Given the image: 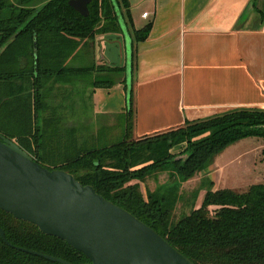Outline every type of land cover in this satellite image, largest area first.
<instances>
[{
  "label": "trees",
  "instance_id": "16d2710c",
  "mask_svg": "<svg viewBox=\"0 0 264 264\" xmlns=\"http://www.w3.org/2000/svg\"><path fill=\"white\" fill-rule=\"evenodd\" d=\"M68 2L0 0V134L15 138L37 163L64 170L81 184L91 185L194 264H264V182L235 190L217 188L206 177L192 193L194 197L204 190L201 205H193L177 219L173 215L181 182L208 171L229 145L246 137L264 138V109L236 108L137 138L131 89L120 116L119 137L106 139L97 131L92 142L78 141L76 128L65 127L58 115L40 119L46 100L44 80L72 83L83 77L90 88H110L114 80L108 72H120L124 83L126 76L124 67L67 64L78 48L91 56L98 34L121 31L113 0H91L86 16ZM260 14L264 19V3ZM150 27L151 22L136 30V40H144ZM67 94L68 98L71 92ZM50 125L58 131H49ZM51 138L57 139L54 144ZM49 144L56 145L55 152L49 151ZM178 146L174 153L172 149ZM164 171L173 181L144 195L140 183ZM0 226L11 244L0 237V264H60L17 247L74 264L89 263L84 253L65 240L44 234L36 225L1 209Z\"/></svg>",
  "mask_w": 264,
  "mask_h": 264
},
{
  "label": "crops",
  "instance_id": "0c3cea01",
  "mask_svg": "<svg viewBox=\"0 0 264 264\" xmlns=\"http://www.w3.org/2000/svg\"><path fill=\"white\" fill-rule=\"evenodd\" d=\"M117 1L114 9L127 36L122 28L98 34L91 56L78 48L67 64L124 67L126 82L120 72H108L114 80L110 88H90L83 77L62 80L65 86L55 91L48 88L61 101L68 91L81 92L66 97L72 99L69 110L59 103L64 122L81 123L87 113L111 120L124 114L128 61L137 138L236 108L264 109V0H126L128 8L125 0ZM150 22L146 38L137 41L135 31ZM89 92L85 109L83 98ZM239 147L227 154L231 161L239 156ZM225 160L218 158L216 173ZM215 170L207 175L214 185ZM237 179L240 186V175Z\"/></svg>",
  "mask_w": 264,
  "mask_h": 264
},
{
  "label": "water",
  "instance_id": "95a60500",
  "mask_svg": "<svg viewBox=\"0 0 264 264\" xmlns=\"http://www.w3.org/2000/svg\"><path fill=\"white\" fill-rule=\"evenodd\" d=\"M90 1L68 3L86 16ZM119 24L127 36L121 19ZM126 72L129 95L130 61ZM0 209L36 225L44 234L65 240L87 256L88 264H194L153 228L98 194L91 185L81 184L64 170L48 169L37 163L2 134ZM0 237L11 245L1 226ZM17 248L60 264H74L42 252Z\"/></svg>",
  "mask_w": 264,
  "mask_h": 264
},
{
  "label": "rangeland",
  "instance_id": "374dc122",
  "mask_svg": "<svg viewBox=\"0 0 264 264\" xmlns=\"http://www.w3.org/2000/svg\"><path fill=\"white\" fill-rule=\"evenodd\" d=\"M118 9V8H117ZM117 12H119L117 10ZM119 17V16H118ZM121 18V17H119ZM128 32V31H127ZM29 84V80L26 82V85ZM45 87L42 89V93L45 96V108L40 113V119H50L51 117H57L59 116V112H61L64 108L61 107L59 109V103H64V106L68 104L67 110H69L71 107V101L70 98L62 99L59 97L60 95H54V93H49V90L53 89L55 91L58 89H61L65 86L64 82L59 80H53L50 83H45ZM74 86V85H73ZM48 88H50L48 90ZM74 88V87H73ZM78 93H75V89L72 90L71 95L75 96V94L80 95V91H77ZM90 95V92L85 95L83 98L84 104L88 102V96ZM75 98V97H74ZM73 98V100H74ZM55 107V109H54ZM54 110V111H52ZM58 112V113H56ZM56 113V114H55ZM75 113V112H73ZM88 114V115H87ZM84 115V119L81 123H77L75 121H66L64 124L65 127H75L76 133L75 137L78 139V141L86 140L88 142H92L97 135V131L102 133V135L106 136L105 138H117L122 133V124L120 116H115L114 120L103 118L96 116L95 118L92 117L90 114L87 113ZM64 117V116H63ZM69 118V117H68ZM64 119V118H63ZM67 119V118H65ZM115 121V122H114ZM62 127V125H61ZM53 125L49 126V131H52L53 133H56L55 131L58 130H52ZM17 145H21L15 138L12 139ZM56 138H51L50 143L54 144L56 142ZM113 140V139H112ZM49 151L52 150V152H55L56 145H50ZM240 146V147H239ZM242 146V147H241ZM184 147V145L181 147V149ZM237 154L239 155L236 157V160L231 161V157L227 156V154H231L232 150L235 148H238ZM53 148V149H52ZM245 148H247L245 150ZM180 149V150H181ZM245 152H242V151ZM174 153H178L179 147H175L172 149ZM247 151V152H246ZM228 157V159H227ZM218 158L226 159L225 164H223V167L221 171L216 173L219 170L217 166L215 165L218 163ZM258 166V169L256 168ZM215 170L216 173V185L217 188H230L235 190L245 189L249 185L254 183H263L264 182V138L262 137H246L243 138L236 143H233L229 145L227 148H225L221 153L217 155L215 158L213 165L208 169V171L199 173L198 175L180 183L179 186V193L180 196L176 202L175 209L173 211V215L175 219L182 216L183 214H186L190 211L192 206L199 207L202 202V198L204 195V190H200L196 197L194 199L193 197V190L196 189L199 185L202 184L204 178L207 177L208 173ZM240 175L241 177V185L236 186L237 184V178ZM173 179L169 176L167 171L155 173L152 176L147 177L143 182L140 183V190L144 195H146V191H154L158 186H164L168 183H171Z\"/></svg>",
  "mask_w": 264,
  "mask_h": 264
},
{
  "label": "built area",
  "instance_id": "2783aa9c",
  "mask_svg": "<svg viewBox=\"0 0 264 264\" xmlns=\"http://www.w3.org/2000/svg\"><path fill=\"white\" fill-rule=\"evenodd\" d=\"M146 15H147V12H144V13H143V16H146Z\"/></svg>",
  "mask_w": 264,
  "mask_h": 264
}]
</instances>
